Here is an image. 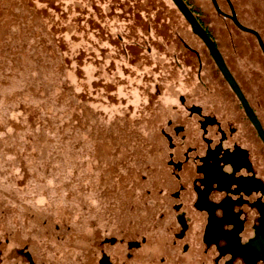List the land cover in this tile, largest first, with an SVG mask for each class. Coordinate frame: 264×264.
<instances>
[{"label": "rangeland", "instance_id": "rangeland-1", "mask_svg": "<svg viewBox=\"0 0 264 264\" xmlns=\"http://www.w3.org/2000/svg\"><path fill=\"white\" fill-rule=\"evenodd\" d=\"M187 1L225 52L257 41ZM234 1L264 39V1ZM181 41L202 40L172 0H0V223L39 238L46 264L117 262L128 241L138 264L159 260L168 221L152 201Z\"/></svg>", "mask_w": 264, "mask_h": 264}, {"label": "flooded vegetation", "instance_id": "flooded-vegetation-1", "mask_svg": "<svg viewBox=\"0 0 264 264\" xmlns=\"http://www.w3.org/2000/svg\"><path fill=\"white\" fill-rule=\"evenodd\" d=\"M216 1L225 14L212 1L217 13L234 23L228 16L234 11L262 36L241 21L234 0ZM243 1L247 11L251 2ZM259 1L262 6L264 0ZM209 33L246 104L203 41H181L186 52L174 55V61L182 92L160 128L164 166L155 173L157 197L152 201L159 219L168 223L159 260L149 251L145 264H264V48L247 32L257 41H242V49L233 44L225 52ZM132 242L118 246L117 262L107 252L101 260L138 264L136 251L142 245ZM0 264H46L39 238L33 242L0 223Z\"/></svg>", "mask_w": 264, "mask_h": 264}, {"label": "water", "instance_id": "water-1", "mask_svg": "<svg viewBox=\"0 0 264 264\" xmlns=\"http://www.w3.org/2000/svg\"><path fill=\"white\" fill-rule=\"evenodd\" d=\"M172 1L175 4V6L178 8V10L181 12V14L184 16L186 21L189 23L193 33L195 35H197L205 43V45L208 47L210 53L214 57L217 65L219 66L220 70L224 74L225 78L229 81V83L231 84L233 89L236 91V93L238 94L240 99L243 101V103L246 104V99H245L243 93L241 92L240 88L238 87V84L236 83L234 77L232 76V74L228 70V68L226 66V63H225V60L223 59V56H222L221 52L219 51L218 47L216 46V44L214 42V39L210 35L209 31L200 22V20L198 19V17L196 16V14L194 13V11L192 10V8L190 7V5L188 4V2L186 0H172ZM212 1H213L214 5L216 6L217 10L220 13L225 14L219 8V5L217 4V1L216 0H212ZM228 16H230L232 18V20L234 21V23L239 28H241L242 30L254 33L257 36L258 41L261 42V44H262V46L264 48V42H263L264 40H263L262 36L259 34L258 31L243 25L239 21L236 13L234 11H233L232 15H228ZM250 116L256 122L255 118H253V115L250 114ZM111 241L114 242L115 238H112ZM130 244L131 245H138L139 242H132ZM107 260H108V258L104 257L101 260V263L104 264L105 262H107Z\"/></svg>", "mask_w": 264, "mask_h": 264}]
</instances>
